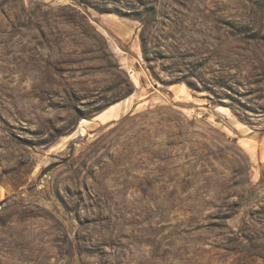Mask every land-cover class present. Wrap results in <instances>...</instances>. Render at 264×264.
Here are the masks:
<instances>
[{
	"label": "rangeland",
	"instance_id": "374dc122",
	"mask_svg": "<svg viewBox=\"0 0 264 264\" xmlns=\"http://www.w3.org/2000/svg\"><path fill=\"white\" fill-rule=\"evenodd\" d=\"M0 264H264V0H0Z\"/></svg>",
	"mask_w": 264,
	"mask_h": 264
},
{
	"label": "bare ground",
	"instance_id": "6f19581e",
	"mask_svg": "<svg viewBox=\"0 0 264 264\" xmlns=\"http://www.w3.org/2000/svg\"><path fill=\"white\" fill-rule=\"evenodd\" d=\"M81 126H83V122L81 123ZM84 132H85L84 128L80 127V136H83Z\"/></svg>",
	"mask_w": 264,
	"mask_h": 264
}]
</instances>
